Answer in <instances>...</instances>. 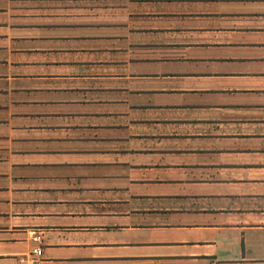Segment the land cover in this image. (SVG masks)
Instances as JSON below:
<instances>
[{"label":"crops","instance_id":"0c3cea01","mask_svg":"<svg viewBox=\"0 0 264 264\" xmlns=\"http://www.w3.org/2000/svg\"><path fill=\"white\" fill-rule=\"evenodd\" d=\"M264 264V0H0V264Z\"/></svg>","mask_w":264,"mask_h":264},{"label":"built area","instance_id":"2783aa9c","mask_svg":"<svg viewBox=\"0 0 264 264\" xmlns=\"http://www.w3.org/2000/svg\"><path fill=\"white\" fill-rule=\"evenodd\" d=\"M34 240L38 242V245L32 249L30 264H43L44 257L41 245L39 243L40 237H36Z\"/></svg>","mask_w":264,"mask_h":264}]
</instances>
